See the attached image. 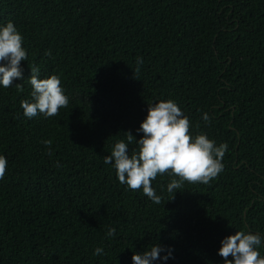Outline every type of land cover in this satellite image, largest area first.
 <instances>
[{
    "label": "trees",
    "instance_id": "obj_1",
    "mask_svg": "<svg viewBox=\"0 0 264 264\" xmlns=\"http://www.w3.org/2000/svg\"><path fill=\"white\" fill-rule=\"evenodd\" d=\"M9 20L27 61L0 87V264H132L154 243L175 249L168 264H224L223 237L264 235V0H0ZM31 67L60 77L69 103L56 116L23 115ZM166 100L227 150L217 177L172 199L175 177L158 175L155 204L103 156Z\"/></svg>",
    "mask_w": 264,
    "mask_h": 264
},
{
    "label": "clouds",
    "instance_id": "obj_2",
    "mask_svg": "<svg viewBox=\"0 0 264 264\" xmlns=\"http://www.w3.org/2000/svg\"><path fill=\"white\" fill-rule=\"evenodd\" d=\"M45 56L52 55L45 50ZM21 61H27V52L23 47V36L12 21L0 24V87L13 86L14 79H24ZM142 63L138 59L137 64ZM28 83L31 85V99L21 101L23 115L33 118L37 115L45 118L56 116L61 108H66L69 97L61 86L58 75L40 78L38 68L31 67ZM20 86L19 84H15ZM207 122L210 117L202 115ZM190 120L181 108L172 100L158 101L149 105L147 114L141 121L136 139L131 132H126V141L114 143L110 154L103 156V162L115 169L116 178L130 190L142 189L143 194L153 203H161L152 181L157 176L167 174L175 177L167 183L166 190L174 198L177 191H182L184 182L207 184L223 170L222 158L227 150L226 143L219 145L206 134L193 136ZM137 145L130 153L129 145ZM51 145L50 140L43 141ZM8 160L0 155V179L5 176ZM105 236H116V228L109 226ZM217 254L224 264H264V235L250 231H236L220 241ZM104 254L102 247L93 250L94 256ZM175 249L171 245L154 243L142 252H133L132 264H168L174 259ZM231 257L232 259H228Z\"/></svg>",
    "mask_w": 264,
    "mask_h": 264
}]
</instances>
